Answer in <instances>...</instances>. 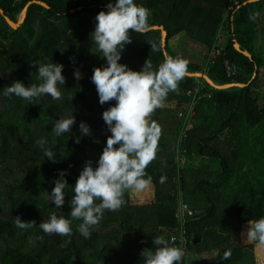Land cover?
<instances>
[{"label": "trees", "instance_id": "obj_1", "mask_svg": "<svg viewBox=\"0 0 264 264\" xmlns=\"http://www.w3.org/2000/svg\"><path fill=\"white\" fill-rule=\"evenodd\" d=\"M236 1L229 13L232 0H136L148 11V29L163 27L167 33L166 46L160 30H130L120 63L139 71L148 60L155 70L165 56L180 57L189 74H205L216 86L245 87L217 90L185 76L164 101L175 105L174 112L157 108L151 120L160 127L155 157L146 168L154 200L138 204L126 192V203L105 210L85 239L76 230L79 220L72 221L71 236L46 234L39 223L57 211L44 193L51 192L60 170L67 171L69 185L59 211L68 216L72 186L87 161L95 166L110 135L102 112L115 101L98 102L91 76L106 60L90 38L96 15L110 0H0V264H143L141 253L153 247L154 237H178L180 199L195 214L184 225L183 264H257L256 250L264 260V245L242 246L239 239L243 225L264 217V0ZM25 9L23 24L13 30L5 19L17 24ZM220 29L226 33L222 53L214 64H205ZM176 37L205 49L201 63L198 55L190 61L170 47ZM152 43L157 50H151ZM35 61L64 65L61 98L45 95L30 105L4 96L14 81L40 83ZM225 62L237 68L235 76H227ZM77 69L80 80L73 75ZM181 111L186 118L178 117ZM71 114L72 132L56 137L55 122ZM81 122L90 127L88 135L80 133ZM186 123L192 128L179 140ZM42 137L56 163L36 144ZM16 217L33 227L17 228ZM175 246L180 247L178 239ZM227 251L231 256L224 259ZM212 253L214 258H201Z\"/></svg>", "mask_w": 264, "mask_h": 264}, {"label": "clouds", "instance_id": "obj_2", "mask_svg": "<svg viewBox=\"0 0 264 264\" xmlns=\"http://www.w3.org/2000/svg\"><path fill=\"white\" fill-rule=\"evenodd\" d=\"M107 10H101L95 17V27L90 34L100 55L106 60L101 67H94L91 82L95 85L98 102L101 106L115 101L102 112V119L110 135L98 160H89L79 173L72 186L74 195L70 201L71 211L65 216L59 210L65 204L68 181L67 171L60 170L54 180L51 192H45L47 203L55 205L56 212L47 221L39 223V228L46 234L71 236L72 221H81L76 230L85 239L92 234L105 210L116 211L125 203V193L140 194L151 184L152 178L146 168L155 157L160 127L149 117L153 111L162 106L168 93L174 91L178 83L187 75V62L180 57L165 56L163 63L153 70L147 60L139 71L120 63L121 54L126 44L130 43V30L144 33L148 31V11L136 0H110ZM151 50H157L155 43ZM38 66L37 76L40 83L25 86L22 81H14L3 91L6 97L16 96L30 105L36 98L48 95L53 99L61 98L58 85L65 84L62 75L63 64L34 62ZM74 78H83L79 69ZM76 118L73 114L61 116L55 122L52 132L56 137L72 132ZM79 130L82 135L90 133V127L81 122ZM80 143V138L75 139ZM36 144L45 158L56 163V153L48 147V140L40 138ZM96 201H99L97 203ZM59 213V214H58ZM16 227L28 230L33 222L22 221L16 217ZM42 239V238H40ZM246 240L264 245V217L250 220L246 231ZM185 250L175 246V238L159 235L153 239V247L145 248L141 256L143 264H183ZM231 252L224 253L228 259Z\"/></svg>", "mask_w": 264, "mask_h": 264}, {"label": "rangeland", "instance_id": "obj_3", "mask_svg": "<svg viewBox=\"0 0 264 264\" xmlns=\"http://www.w3.org/2000/svg\"><path fill=\"white\" fill-rule=\"evenodd\" d=\"M219 35H222V40L225 43L226 33L224 32L223 29H220ZM169 45H170V47L173 50L180 52L183 56H185L190 61L195 60L194 58H191L190 55L191 56L192 55H196V56L198 55L197 56V61H199V63H201L200 61L204 57V51L198 50V48H197L198 46L197 45H194L193 43L182 42V41L179 40V37H176V38L172 39L171 41H169ZM179 45H181L182 47L180 48ZM181 50H183L184 53ZM262 95H264V93ZM262 102L263 101L261 100V103ZM159 108L166 109V110H169V111H173L174 112L175 105L174 104H171V103H164L163 102L162 106L159 107ZM154 111H153V113H154ZM153 113L149 117L150 121L152 120V118L154 116ZM129 196L132 199H136L137 202H138V204L147 203V202H149L151 200H154V196H155V194H154V187L152 185H150L144 192H142L140 194H136L134 192L129 191ZM247 228H248V224L243 225L241 227L239 239H240V244L242 246H247V245H250V244L253 243V242L250 243V242H248L246 240V231H247ZM254 253H255V257H256L257 264H264V260L262 259L261 254L257 250L254 251ZM215 256H216L215 253H212L210 255L204 254V255H201V258H203V259H210V258H214Z\"/></svg>", "mask_w": 264, "mask_h": 264}, {"label": "built area", "instance_id": "obj_4", "mask_svg": "<svg viewBox=\"0 0 264 264\" xmlns=\"http://www.w3.org/2000/svg\"><path fill=\"white\" fill-rule=\"evenodd\" d=\"M236 7H238V2L236 0H232V4L229 5V7L227 8L226 12H232ZM226 43V40H225ZM225 43L222 40V35L217 36V44L214 47V49H212V51H210L209 53H206L205 58L206 59V63L208 64L210 63L211 65L215 63V60L221 55L222 53V49L225 45ZM225 70H226V74L228 77H233L237 74V68L235 66L230 65L228 62H225L224 64ZM195 94L197 93V88H195ZM178 117L179 118H186L185 113H183L182 111L180 113H178ZM192 128L190 123H186V126L184 127L183 131L181 132L180 138L179 140H184L187 138V131H189ZM179 140H178V144H179ZM188 204H186L185 202L179 201V204L177 205L178 209H177V213H176V218H177V222L179 224V234L178 237H174L175 241L178 239L179 243H180V247L183 248L185 250L186 247V232L184 229V225L187 222V220L191 219L194 217V212L190 209V207L187 206Z\"/></svg>", "mask_w": 264, "mask_h": 264}, {"label": "water", "instance_id": "obj_5", "mask_svg": "<svg viewBox=\"0 0 264 264\" xmlns=\"http://www.w3.org/2000/svg\"><path fill=\"white\" fill-rule=\"evenodd\" d=\"M259 0H251L249 1L248 3H255ZM35 4H39L41 6H44L46 7V5L44 3H41V2H34ZM31 4V3H30ZM29 4V5H30ZM2 13V11H1ZM25 17H26V9L22 12L21 14V17H20V20L17 24H14L12 23L9 19H5L7 24L13 29V30H17L24 22L25 20ZM150 30H160L162 32V48H165L166 46V40H167V33L165 32V30L163 29V27H152L150 29H148V31ZM235 49L242 53L244 56H246L247 58H250V55L246 52H241L240 51V48L239 46H235ZM188 77H192V78H198V79H202L204 80L209 86L213 87L214 89H217V90H225V89H229V88H234V87H237V88H244L245 86L243 85H236V84H231V85H224V86H216L214 85L210 80L209 78L205 75V74H201V73H195V74H189L187 73Z\"/></svg>", "mask_w": 264, "mask_h": 264}, {"label": "crops", "instance_id": "obj_6", "mask_svg": "<svg viewBox=\"0 0 264 264\" xmlns=\"http://www.w3.org/2000/svg\"><path fill=\"white\" fill-rule=\"evenodd\" d=\"M198 48V50H200V51H204L205 52V49L203 48V47H197Z\"/></svg>", "mask_w": 264, "mask_h": 264}]
</instances>
